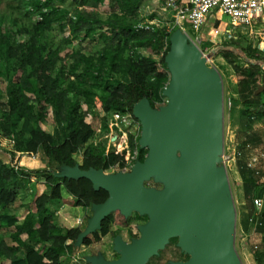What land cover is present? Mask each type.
Returning a JSON list of instances; mask_svg holds the SVG:
<instances>
[{"label":"rangeland","instance_id":"rangeland-1","mask_svg":"<svg viewBox=\"0 0 264 264\" xmlns=\"http://www.w3.org/2000/svg\"><path fill=\"white\" fill-rule=\"evenodd\" d=\"M28 0H1L0 1V27L3 32H8L12 37L16 35L19 25H12V18L18 19L21 24L30 27L38 20L34 13L26 16L24 12L27 9ZM55 5L66 8L73 14L75 9H80L79 0H54ZM92 3V0H88ZM163 0H138L131 4L124 0H103L95 6H86L90 13L89 24L93 30L85 34L82 30L74 38L69 36L68 29L60 32L57 29V23L53 25L52 30L46 31L43 39H48L52 48L57 45L60 50L57 54V65L54 68L53 75L60 78L59 88L64 89L67 86L66 77L74 81V87L68 96L71 97V103L75 105L78 112L83 115L84 122L92 130L89 141L82 145L77 152L72 155L75 165L79 168L82 163L83 153L88 146H92L96 151H102L103 154L123 150L129 155V159L123 167L117 164L107 169H97L101 176L111 177L113 175H123L130 173L132 167L137 163L136 156L139 150H143L144 156H147L148 146H141L139 139L141 135V123L134 116V107L132 111H121L109 109L104 110L99 103V97H107L108 93L116 91L120 100L125 101L127 94V84L129 78L120 68L111 69L109 65H103L97 69L100 61L98 56L104 49L110 48L111 52L117 50L120 59L128 57L140 58L151 56L156 61L160 60L161 54L148 52L144 47L137 46L131 42L125 44L120 30L122 26L136 25L137 28H147L154 26L163 30L167 37H163V50L169 43L171 46V37L175 32H181L185 36V44L191 47L193 44L205 58L203 66L206 71L215 76L220 83L221 93V138L220 154L215 162V168L219 174H224L226 187L218 184L219 192L227 201L228 207L233 212L232 220V248L236 257L237 264H252L255 257L258 256L250 243L248 235L252 227L254 216V204L252 198L253 188L256 183L261 181L260 172L264 170V136L259 133L254 126L260 120L257 108L246 109L238 102L237 82L239 77L234 72V66L256 71V88L253 94L261 92L264 88V22L260 19L252 25L244 34L239 35L238 39L231 42H224L216 37L210 39L212 29L209 30L211 21L202 25L197 31L180 28L175 23L176 12L173 8L163 5ZM133 9H136L133 12ZM115 34H119L115 37ZM216 34L211 37H214ZM27 38V37H26ZM69 39V37L67 38ZM252 51L251 55L248 53ZM78 56H84L90 61L76 62ZM166 57V56H165ZM164 57V60H165ZM161 66V65H160ZM165 67L167 62L165 60ZM0 116L6 111L5 104L8 100V76H6L5 64L0 58ZM22 76H26V73ZM167 80L164 81L158 89L157 94L153 95L151 101H146L153 111H159L167 105L168 98L163 94L164 89L170 81L169 71L167 69ZM21 81L23 82L24 79ZM28 96L34 98V94L26 92ZM264 94V93H263ZM92 97V99H91ZM90 101V102H89ZM45 106L47 110L44 118L40 121V127L49 134L58 132L62 137L65 133L63 124L55 122L53 109L50 101L42 100L39 105ZM94 104H98L93 107ZM33 112L36 111L38 103H32ZM120 112L126 114V119L122 123L114 125L112 114ZM263 128V127H259ZM1 133V132H0ZM125 134V135H124ZM17 139L14 135L3 136L0 134V161L7 168L17 172V179L9 184V189L14 194V201L8 208L9 214L17 217V224H20L26 215H35V199L43 193H48L46 179L50 172L46 170L45 164L41 159V152L35 154L16 150ZM20 154L26 156L24 163L21 162ZM174 156L178 158L180 151L177 150ZM240 162L245 163L248 169H239ZM248 163L251 164L248 166ZM67 169L57 167L52 169V173L57 182L62 178V174ZM264 172V171H263ZM242 173V174H241ZM218 183V180H216ZM94 185V184H93ZM143 186L150 192L157 193L164 189L165 183L158 176L152 174L143 181ZM244 186L249 187V193H245ZM63 198L68 197L62 190ZM51 218V224L55 227L52 237L65 236L70 228H80L81 233L76 239H66L64 243L70 246V250L61 254L60 264H96L100 261H116L121 258L122 252L118 248V242L127 245H133L140 240L143 234V227L149 221V214L140 209L131 210L129 213H119L124 221L120 226H110V231L105 236H101L98 241L92 240L91 233L98 231L99 225H93L95 217L94 205L75 206L64 203L59 199L50 200L45 204ZM37 217V216H36ZM14 231V226L0 228V241L10 244V234ZM192 237H196V232L192 231ZM84 238L91 239V243L84 245ZM179 235L172 234L164 244L143 264H188L191 259V252L184 250L178 243ZM53 238L47 243L29 242L40 252L46 250L51 245ZM19 256H23L19 252ZM257 262V261H255ZM260 264V262H257ZM0 264H9L4 257H0Z\"/></svg>","mask_w":264,"mask_h":264},{"label":"trees","instance_id":"trees-1","mask_svg":"<svg viewBox=\"0 0 264 264\" xmlns=\"http://www.w3.org/2000/svg\"><path fill=\"white\" fill-rule=\"evenodd\" d=\"M101 1L103 0H92L90 3L88 0H79V5L82 8L75 9L70 15L68 9L55 5L54 0H28L24 14L26 16L32 13L36 14L38 20L35 23L27 28L18 19L12 18V25H19L14 37L8 32H3L0 27V58L5 64L9 82L6 111L0 116V134L3 136L14 135L17 139L16 150L18 151L32 154L40 151L45 168L50 172V176L45 182L49 192L40 194L35 199V215H26L23 221L17 224V217L9 214L7 210L14 201V194L9 189V184L17 179L18 174L0 161V228L14 226V231L10 234V244L0 241V257L7 259L9 264H60V255L70 250V246L64 243L67 241L66 239L74 240L81 233V229L76 227L66 231V238L65 236L52 237L51 233L55 232V227L51 224L50 213L45 207L48 201L59 199L69 205L87 207L100 205L109 196L106 190L94 188L88 178L62 177L57 182L54 175L51 174L53 168L74 167L75 162L72 155L89 141L92 130L84 122L83 115L78 112L77 107L71 103L72 98L68 96L74 87V81L66 77L67 86L60 89V78L58 75H53L60 46L52 48L51 44L53 43L46 38L43 39L44 33L52 30L55 23H57L56 26L60 32L68 29L69 36L67 35L65 38L66 41H69L70 37L75 39L82 30H85V34L91 32L93 28L88 22L90 13L85 7L95 6ZM124 1L131 4L138 0ZM135 10L133 9V12ZM224 27L223 22H216L212 27L211 35L223 30ZM120 32L125 44L131 42L144 47L150 53L161 54L159 61L151 56L128 57L122 60L118 58L117 50H113L112 54V44L109 46L110 48L100 52L98 56L100 63L97 69L109 64L111 69L121 67V71L125 72L129 78L125 101L122 102L116 95V91H112L108 93L107 97H99L100 105L106 111L113 109L131 112L132 106L141 99L151 101L152 96L157 94L162 83L167 80L168 74L164 57L169 51V43L163 50L162 39L164 36L167 37V34L154 26L142 29L137 28L136 25L122 26ZM118 36L119 34H115V37ZM68 37L69 39H67ZM251 53L252 51L248 54L251 55ZM79 58L83 61H90L84 56H78L76 62H80ZM27 70H29L28 73L22 78ZM234 72L239 77L237 82L238 102L246 109L255 108L260 104L259 94H253L257 87L255 84L257 72L238 66H234ZM0 73L3 72L0 71ZM21 79L24 81L22 82ZM26 92L33 93L34 98L28 96ZM262 93H264V89ZM42 100L51 102L50 106L55 115V122L63 124L65 133L62 137L58 136V132L49 134L40 127V121L47 113V110H44L45 106L39 105ZM33 102L38 103L35 112L32 110ZM97 105L94 104L93 107ZM261 106L264 107V104ZM120 153L113 151L103 154L102 151H96L92 146H88L83 153L79 168L81 170L107 169L115 164L118 167H123L129 159V155L124 150ZM20 156L21 162L24 163L27 157L22 154ZM144 159L143 150H139L136 160L142 162ZM259 186L260 182L255 184L252 198L259 195ZM244 188L245 193L248 194L249 187L244 186ZM62 190L68 197H62ZM123 221L124 218L119 210L110 212L100 220L98 231L91 233L92 240L98 241L101 236L109 233L110 226H120ZM50 238H53V241L43 252L29 244L31 241L45 244ZM92 240L84 238L82 243L88 245ZM19 252H22L23 256H19Z\"/></svg>","mask_w":264,"mask_h":264},{"label":"water","instance_id":"water-1","mask_svg":"<svg viewBox=\"0 0 264 264\" xmlns=\"http://www.w3.org/2000/svg\"><path fill=\"white\" fill-rule=\"evenodd\" d=\"M170 41L172 50L165 57L170 81L163 91L167 105L153 111L140 100L135 104L140 106L134 107V116L141 123L140 145L148 146L145 159L115 180H107L95 169L66 168L62 174L88 178L94 188L108 192L93 225L124 207H141L153 216L135 244L118 242V248L126 253L124 257L103 264H143L182 223H191L196 232V237L186 242L191 251L197 252L189 264L236 261L232 226L229 229L226 224L229 215L223 211L224 202L213 193L212 182L211 168L220 154L213 144L221 138L220 83L215 78H204L205 59L197 60V51L186 48L179 32ZM177 150L178 158L174 156ZM160 166L166 168L164 183L168 189L162 197H156L145 189L143 181Z\"/></svg>","mask_w":264,"mask_h":264},{"label":"built area","instance_id":"built-area-1","mask_svg":"<svg viewBox=\"0 0 264 264\" xmlns=\"http://www.w3.org/2000/svg\"><path fill=\"white\" fill-rule=\"evenodd\" d=\"M163 5L173 8L176 12L175 23L182 29L197 31L208 20L212 29L216 22H223V30L216 32V37L228 43L238 39L264 13V0H163ZM114 125L124 122L126 114L114 112L112 114ZM125 135V134H124ZM251 165L248 163V166ZM264 170H256L260 174L259 195L253 199L254 227H262L264 236ZM63 177V176H62ZM256 248V246H255Z\"/></svg>","mask_w":264,"mask_h":264},{"label":"bare ground","instance_id":"bare-ground-1","mask_svg":"<svg viewBox=\"0 0 264 264\" xmlns=\"http://www.w3.org/2000/svg\"><path fill=\"white\" fill-rule=\"evenodd\" d=\"M264 17V14L262 15L261 18ZM180 37L183 39V41L185 42V36L180 32L179 33ZM186 48L189 49V48H194L197 53H198V57H197V60H202V57L201 56V52L200 50L197 48V46L195 44H193L191 47L187 46L185 44ZM172 50V48L170 49V51ZM205 59V58H204ZM203 70H204V78L205 79H209V78H215V76L209 74L205 67H203ZM138 106L140 105H136L135 108H138ZM220 138L219 139H216L213 141V144L216 148V150L219 152L220 151ZM174 162H177V159L174 160ZM211 170L213 171V178H212V182H213V193L215 194V196L219 197L223 202H224V209L223 211L226 212L228 215H229V218L226 222L227 224V228H231L232 226V220H233V212L232 210L228 207L227 205V201L224 197H222L221 193L219 192V189H218V184L222 187H226V179H225V176L224 174H219L215 168V165L212 166ZM153 174H158V176L164 181L165 180V175H166V168L160 166L159 168H157V170L155 172H153ZM119 177V175H113L111 177H106L107 180H115ZM216 180H218V183L216 182ZM168 189V185L166 183L165 187L163 190L157 192V193H151L153 195H155L156 197H162L166 190ZM110 197L111 199L114 198V194L111 193L110 194ZM110 199V200H111ZM95 207V213L96 214H99L100 212V209H101V206L99 205H94ZM135 209H140V210H144L142 209L141 207H135V208H131V209H128L127 207H124V208H120V211L123 212V213H129L131 210H135ZM153 220V216L152 214L149 215V221L148 223L152 222ZM193 230V227L191 225V223H182L179 225V228H178V231L172 233V234H178L179 235V240H178V243L179 245L186 251H190L192 254H191V259L190 261L188 262V264L191 262V260L196 256L197 252L195 251H191L187 246H186V242L191 239V238H195V237H192L191 233H192ZM118 246V244H117ZM126 255L125 252H122V255L121 257H124ZM105 261H100L96 264H103ZM230 264H237V262L235 261V259H231L229 261Z\"/></svg>","mask_w":264,"mask_h":264},{"label":"crops","instance_id":"crops-1","mask_svg":"<svg viewBox=\"0 0 264 264\" xmlns=\"http://www.w3.org/2000/svg\"><path fill=\"white\" fill-rule=\"evenodd\" d=\"M262 15H261V17H262ZM260 21L264 22V17L260 18ZM256 94H259L260 105L257 108V111L259 113V116H261V117H260V120L258 121V123L254 126V128L255 129L256 128L259 129V130H257V129L256 130L259 133H262L263 134L262 136H264V114H263L264 113V107L261 106V104H264V94L262 93V91L261 92H257ZM255 107H257V106H255ZM251 109H253V108H251ZM254 109H256V108H254ZM261 112H262V114H261ZM259 127H263V128H259ZM237 168H241V169H245L246 168V169H248L245 166V163H243V162H240V166L237 165ZM253 222H254V217H253ZM262 231H263L262 227H254V225L252 223V227H251V229L248 232L251 246H252V248L254 250H256V252L258 254V256L255 257L254 259L257 262H260V264H264V236L262 234ZM255 246H256V248H255ZM255 261L252 264H258Z\"/></svg>","mask_w":264,"mask_h":264}]
</instances>
